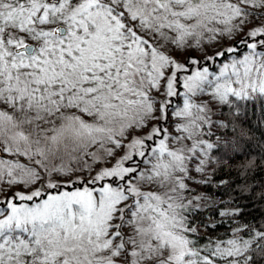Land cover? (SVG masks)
<instances>
[{
	"label": "snow or ice",
	"instance_id": "snow-or-ice-1",
	"mask_svg": "<svg viewBox=\"0 0 264 264\" xmlns=\"http://www.w3.org/2000/svg\"><path fill=\"white\" fill-rule=\"evenodd\" d=\"M0 264H264V0H0Z\"/></svg>",
	"mask_w": 264,
	"mask_h": 264
}]
</instances>
